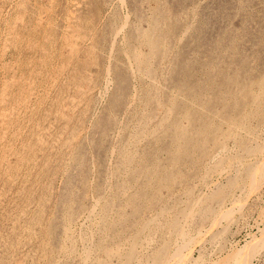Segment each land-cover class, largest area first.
<instances>
[{
    "label": "rangeland",
    "instance_id": "rangeland-1",
    "mask_svg": "<svg viewBox=\"0 0 264 264\" xmlns=\"http://www.w3.org/2000/svg\"><path fill=\"white\" fill-rule=\"evenodd\" d=\"M179 262L264 264V0H0V264Z\"/></svg>",
    "mask_w": 264,
    "mask_h": 264
},
{
    "label": "bare ground",
    "instance_id": "bare-ground-1",
    "mask_svg": "<svg viewBox=\"0 0 264 264\" xmlns=\"http://www.w3.org/2000/svg\"><path fill=\"white\" fill-rule=\"evenodd\" d=\"M121 1V0H120ZM147 37H149V36H147ZM148 39V38H147ZM137 52V51H136ZM142 54V53H141ZM140 55V54H139ZM144 59V58H143ZM134 73V72H133ZM238 77V76H237ZM230 81V80H229ZM220 101V100H219ZM178 146V145H177ZM179 146L181 147L182 146V142H179ZM178 148V147H177ZM262 164V163H261ZM221 170V169H220ZM94 177V176H93ZM137 195V194H136ZM90 212V211H89ZM91 220V219H90ZM87 221V220H86ZM143 229V228H142ZM183 235V234H182ZM84 242V241H83ZM88 247V246H87ZM86 247V248H87ZM243 252V251H242ZM89 253V252H88ZM88 255V254H87ZM86 255V256H87ZM184 255V254H183ZM236 255V254H235ZM240 255H243L242 253L241 254H239V255H237V256H240ZM83 256V255H82ZM89 256V255H88ZM232 256V255H231ZM244 256V255H243ZM247 257V256H246ZM246 257H244L245 259H246ZM87 258V257H86ZM90 258V257H89ZM176 260H178V259H176ZM237 260V259H236ZM239 261V260H238ZM238 263V262H237ZM179 264H180V262H179ZM241 264H242V262H241Z\"/></svg>",
    "mask_w": 264,
    "mask_h": 264
}]
</instances>
